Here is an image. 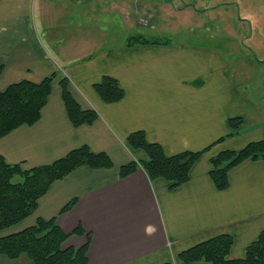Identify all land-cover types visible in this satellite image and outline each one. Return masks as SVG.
Returning <instances> with one entry per match:
<instances>
[{
	"label": "crops",
	"instance_id": "obj_1",
	"mask_svg": "<svg viewBox=\"0 0 264 264\" xmlns=\"http://www.w3.org/2000/svg\"><path fill=\"white\" fill-rule=\"evenodd\" d=\"M58 1L61 11L76 15L74 25L61 29L66 41L93 32L111 33L110 14L125 25L131 24L132 11H138L143 17L139 21L149 28L176 20L186 21L191 29L194 19L205 24L203 18L208 17L207 24L217 26L215 38L219 42L226 38L229 44L217 47L169 39L167 45L128 47L126 36L121 45L67 59L51 52L47 37L38 32V13L51 0H0L4 65L0 91L26 79L39 83L56 73L40 120L0 137V155L10 164L23 163L31 169L87 145L113 162L111 168L83 166L55 181L36 211L0 231V237L33 226L39 218H55L65 233L72 234L64 248L83 247L89 236L88 264H180L181 252L219 235L233 238L228 259L244 258L264 233V161L240 163L228 174V188L219 190L210 177L211 159L264 140V58L255 49L238 50L235 44L256 33L263 36L264 19L238 14V0L214 6L211 0ZM253 24L261 31H255ZM104 76L118 80L125 93L122 100H102L95 85ZM63 78L69 80V90L81 108L97 112L93 124L71 123L62 97ZM234 118H241L242 124L232 135ZM139 131L169 156L202 152L186 183L170 188L164 179L151 181L141 165L121 177L122 166L147 160L142 149L128 143L129 136ZM74 200V206L64 211ZM77 229L80 234L74 233ZM0 264L34 263L23 254L17 259L2 256Z\"/></svg>",
	"mask_w": 264,
	"mask_h": 264
},
{
	"label": "trees",
	"instance_id": "obj_2",
	"mask_svg": "<svg viewBox=\"0 0 264 264\" xmlns=\"http://www.w3.org/2000/svg\"><path fill=\"white\" fill-rule=\"evenodd\" d=\"M170 42L167 38L149 39L139 34L129 36L126 46L167 45ZM3 71L4 65L0 62V77ZM55 77L56 73L39 83L22 80L0 91V137L40 120ZM61 87L71 123L75 127L93 124L98 119L97 112L81 108L69 90L67 78L62 79ZM95 90L107 103L118 102L125 94L118 80L111 76H104L95 85ZM241 124V118L230 120V126L235 130L232 135L238 133ZM128 143L135 149H142L147 160L132 161L122 166L121 177L131 175L141 165L151 181L164 179L170 182V188H176L190 179V170L202 155V152L183 151L169 156L160 144L150 143L143 131L131 134ZM248 159L264 161V140L251 142L238 151L225 150L212 157L210 177L217 189L228 188L230 170ZM83 166L92 169L111 168L113 162L106 153L93 152L87 145L70 151L51 164L31 169L24 168L23 163L10 164L0 155V231L30 217L36 211L40 198L55 181ZM75 203L76 200L72 201L64 211ZM74 233L80 234L81 230L77 229ZM71 235L58 226L55 218H39L33 226L0 237V257L17 259L26 254L34 264H88L86 254L89 236L83 247L64 248ZM232 245L233 238L230 235H219L181 252L178 258L180 264H264V233L247 248L244 258L228 259Z\"/></svg>",
	"mask_w": 264,
	"mask_h": 264
},
{
	"label": "rangeland",
	"instance_id": "obj_3",
	"mask_svg": "<svg viewBox=\"0 0 264 264\" xmlns=\"http://www.w3.org/2000/svg\"><path fill=\"white\" fill-rule=\"evenodd\" d=\"M220 2H225V0H211L209 3L214 6ZM201 10L203 9V4H199ZM238 14L240 12L243 14H254V16H258L256 20L264 19V0H238ZM247 9H251L248 10ZM203 11V10H202ZM133 16H138L134 18ZM240 16V15H239ZM238 18L240 19V17ZM200 17V16H199ZM254 17V18H255ZM106 18V17H104ZM143 18L142 13L138 11H132V19L131 24H123L122 19L117 16L109 15L108 19L110 21V29L113 30L111 33H103V32H95L92 35L85 36H77L75 39H70L66 41L64 37L65 33L61 32L62 27L65 24H75L76 15L75 13H68L60 10L59 1L51 0L49 2V6L45 7L43 11H40L37 16L38 20V32L40 36L43 37V34L47 38H45L46 44L51 52H59L65 58H71L73 56H82L81 53H95L97 50L107 48L110 46H118L123 44L126 36L131 35H143L146 38L154 39V38H167L172 39V42H186V43H194V44H207V45H215L217 47H223L224 45H228L226 43V38L224 41L219 42L215 37H217V32H213L214 27H217L213 24L208 23V17L203 18L206 23L204 24L203 20L200 18L194 19L195 24L194 27L190 29L188 25H185L186 21L180 22L176 20H170L164 22L162 24L156 25L154 28L145 27L143 22H140L139 19ZM252 18V16L250 17ZM218 19V18H217ZM200 20V21H199ZM221 21H224L220 18ZM112 21V22H111ZM219 21V19L217 20ZM254 23V22H253ZM254 30L256 29L253 24ZM100 29V27H99ZM192 32H188V30ZM97 30V29H96ZM261 31V30H259ZM258 31V32H259ZM208 38H207V37ZM108 38V39H107ZM209 38H213V41H209ZM56 40V41H53ZM54 42V43H51ZM238 46V50L241 49H255L258 53V57L264 58V35L259 36L257 33L254 35L252 39H244L243 42L238 41L235 43ZM234 45V43H233ZM254 54V52L251 51ZM204 264V263H201Z\"/></svg>",
	"mask_w": 264,
	"mask_h": 264
}]
</instances>
